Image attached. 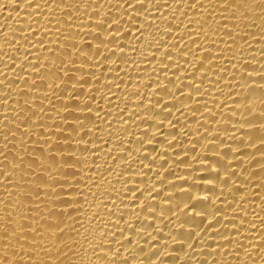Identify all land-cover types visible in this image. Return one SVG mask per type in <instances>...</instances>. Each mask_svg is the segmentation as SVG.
<instances>
[{
    "label": "bare ground",
    "instance_id": "1",
    "mask_svg": "<svg viewBox=\"0 0 264 264\" xmlns=\"http://www.w3.org/2000/svg\"><path fill=\"white\" fill-rule=\"evenodd\" d=\"M0 264H264V0H0Z\"/></svg>",
    "mask_w": 264,
    "mask_h": 264
}]
</instances>
